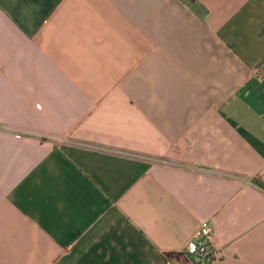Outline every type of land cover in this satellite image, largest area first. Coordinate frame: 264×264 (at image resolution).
I'll use <instances>...</instances> for the list:
<instances>
[{"label": "crops", "instance_id": "1", "mask_svg": "<svg viewBox=\"0 0 264 264\" xmlns=\"http://www.w3.org/2000/svg\"><path fill=\"white\" fill-rule=\"evenodd\" d=\"M264 264V0H0V264Z\"/></svg>", "mask_w": 264, "mask_h": 264}, {"label": "built area", "instance_id": "2", "mask_svg": "<svg viewBox=\"0 0 264 264\" xmlns=\"http://www.w3.org/2000/svg\"><path fill=\"white\" fill-rule=\"evenodd\" d=\"M196 264H211L218 258L213 245V227L209 220H202L199 229L189 244Z\"/></svg>", "mask_w": 264, "mask_h": 264}]
</instances>
